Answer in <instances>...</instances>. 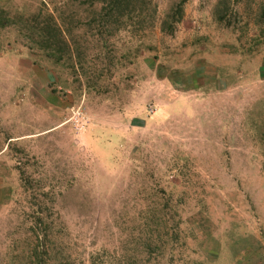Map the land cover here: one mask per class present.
Returning <instances> with one entry per match:
<instances>
[{
  "label": "rangeland",
  "instance_id": "1",
  "mask_svg": "<svg viewBox=\"0 0 264 264\" xmlns=\"http://www.w3.org/2000/svg\"><path fill=\"white\" fill-rule=\"evenodd\" d=\"M0 264H264V0H0Z\"/></svg>",
  "mask_w": 264,
  "mask_h": 264
},
{
  "label": "trees",
  "instance_id": "2",
  "mask_svg": "<svg viewBox=\"0 0 264 264\" xmlns=\"http://www.w3.org/2000/svg\"><path fill=\"white\" fill-rule=\"evenodd\" d=\"M55 25H56V24H55ZM59 30H60V29H59ZM60 32H62V34H66L64 30H63V31H60Z\"/></svg>",
  "mask_w": 264,
  "mask_h": 264
}]
</instances>
